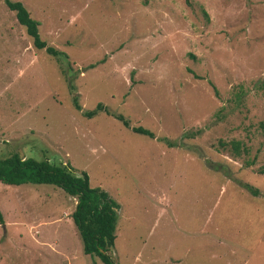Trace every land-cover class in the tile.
Instances as JSON below:
<instances>
[{"label": "rangeland", "instance_id": "rangeland-1", "mask_svg": "<svg viewBox=\"0 0 264 264\" xmlns=\"http://www.w3.org/2000/svg\"><path fill=\"white\" fill-rule=\"evenodd\" d=\"M10 1L44 47L0 0V158L83 171L118 205L115 264H264V0ZM73 205L0 183V264H102Z\"/></svg>", "mask_w": 264, "mask_h": 264}, {"label": "trees", "instance_id": "trees-1", "mask_svg": "<svg viewBox=\"0 0 264 264\" xmlns=\"http://www.w3.org/2000/svg\"><path fill=\"white\" fill-rule=\"evenodd\" d=\"M2 3L8 11L12 12L16 23L23 28L25 35L30 38L31 47L35 50L42 49L44 43L37 35V22L29 17L19 2L2 0ZM44 51L51 56L62 55L61 52H56L49 47H46ZM258 85L262 90L264 102V81L259 82ZM72 107L79 110L75 99H72ZM97 112L109 115L99 104H96L91 111L82 112L81 115L90 118ZM112 116L128 128L127 122L122 117ZM129 130L152 138L149 131L140 127H130ZM232 144V150L237 154V145L236 143ZM0 183L6 186L50 185L73 198V210L69 217L80 240L82 254L88 257L94 256L102 264H115L109 259L107 252L113 244L118 205L101 189L89 188L87 176L83 171L75 174L67 165L52 164L45 160H33L31 158L22 159L16 154H10L0 158ZM245 190L251 196L257 195L256 190L247 185H245Z\"/></svg>", "mask_w": 264, "mask_h": 264}]
</instances>
